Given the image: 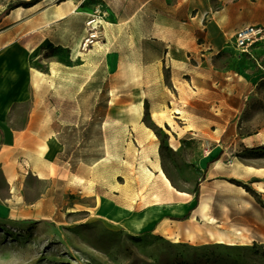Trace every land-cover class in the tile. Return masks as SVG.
Returning a JSON list of instances; mask_svg holds the SVG:
<instances>
[{"label": "rangeland", "instance_id": "374dc122", "mask_svg": "<svg viewBox=\"0 0 264 264\" xmlns=\"http://www.w3.org/2000/svg\"><path fill=\"white\" fill-rule=\"evenodd\" d=\"M31 1L0 0V15L9 10L0 40L36 51L30 66L41 72L44 106L61 129L67 186L53 184L46 220L0 219V264H264V231L252 226H264V35L247 52L233 41L213 54L166 51L187 45L137 11L139 0L13 8ZM217 160L224 177L209 179ZM159 168L193 200L198 184L196 205L206 188L207 217L237 204L226 220L232 232L201 217L132 228L138 212H119L117 198L129 207L161 202ZM27 182L29 200L45 190ZM218 231L235 245L215 243L209 233Z\"/></svg>", "mask_w": 264, "mask_h": 264}, {"label": "crops", "instance_id": "0c3cea01", "mask_svg": "<svg viewBox=\"0 0 264 264\" xmlns=\"http://www.w3.org/2000/svg\"><path fill=\"white\" fill-rule=\"evenodd\" d=\"M139 1L137 11L143 8V16L146 14L149 19L161 20L163 29L171 30V35L179 37L181 43L187 45L173 47L167 44L164 46L166 51L186 52L202 47L201 50L213 54L233 41L240 28H264V0ZM65 17L67 15L57 19ZM35 56V50L19 42L3 46L0 40V219L46 220L51 216L53 184L63 182L67 186V175L58 160L64 149L61 129L53 122L52 110L44 106V96L40 91L41 72L30 66ZM226 126L227 121L219 132L223 133ZM220 162L215 161L207 170V178L224 177L213 169ZM29 178H34L45 188L30 200ZM165 191V199L161 202L143 207L131 204L129 207L123 203L127 201L119 197L117 209L126 215L130 214V209L137 211L130 226L137 230L143 228V231L178 224L187 214L192 219L200 217L196 215L198 204L189 194L181 197L169 187ZM147 195L143 190V201ZM137 201L139 204L140 200ZM110 203L114 207L116 201ZM229 206L231 213L227 205L220 209L219 218L214 214L211 217L225 223L226 234L232 230L226 220L240 211L237 204ZM242 210L249 212L248 207ZM252 226L264 231L262 225L252 223Z\"/></svg>", "mask_w": 264, "mask_h": 264}, {"label": "bare ground", "instance_id": "6f19581e", "mask_svg": "<svg viewBox=\"0 0 264 264\" xmlns=\"http://www.w3.org/2000/svg\"><path fill=\"white\" fill-rule=\"evenodd\" d=\"M264 145V143L262 144ZM158 176L162 180V182L171 189V191H174L177 195L181 197H186L188 196L187 193L178 191L172 187L170 184L168 178L164 174V172L159 168L158 170ZM209 207V197L206 188L203 189V193L201 195V199L197 205L196 209V215L200 216L206 224L211 225L213 223V218L207 217L206 213ZM193 220H195V217H193ZM209 236L211 239L215 240V243L220 244V245H229V246H234L235 245V240L230 239L225 233L218 231L217 234L209 233Z\"/></svg>", "mask_w": 264, "mask_h": 264}, {"label": "built area", "instance_id": "2783aa9c", "mask_svg": "<svg viewBox=\"0 0 264 264\" xmlns=\"http://www.w3.org/2000/svg\"><path fill=\"white\" fill-rule=\"evenodd\" d=\"M262 35H264V28L262 27H243L234 34L233 43L240 51L247 52L254 43L262 38Z\"/></svg>", "mask_w": 264, "mask_h": 264}, {"label": "trees", "instance_id": "16d2710c", "mask_svg": "<svg viewBox=\"0 0 264 264\" xmlns=\"http://www.w3.org/2000/svg\"><path fill=\"white\" fill-rule=\"evenodd\" d=\"M40 1H41V0H34V1L29 2V3H18V4H16V5H14L13 8H17V7L29 8V7H31V6H34L35 4H37V3L40 2ZM8 13H9V10H6V11H4V12L0 15V17H3V16H5V15H7ZM231 183H234V184H237V185H238V183L235 182V181H231ZM239 186H240V185H239ZM198 187H199V185L197 184V185L195 186V190H194V200H195V201H198ZM244 189L247 190V192H250V190H249L246 186H244ZM188 215H189V214H187L185 217H188ZM185 217H184V218H185Z\"/></svg>", "mask_w": 264, "mask_h": 264}]
</instances>
